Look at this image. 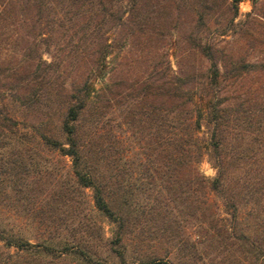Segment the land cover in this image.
<instances>
[{
    "label": "trees",
    "instance_id": "trees-1",
    "mask_svg": "<svg viewBox=\"0 0 264 264\" xmlns=\"http://www.w3.org/2000/svg\"><path fill=\"white\" fill-rule=\"evenodd\" d=\"M57 1H66L68 5L58 25H63L70 8L66 21L74 27V32H81L84 38L87 34V45L83 46L91 47L88 53L91 67L86 76L65 93L64 117L59 128L64 139L40 134L38 140L42 146L68 156L76 182L91 188L93 205L115 228L111 237L103 240L108 255L116 256L115 264H167L155 255L141 253L137 245L128 250L124 241V229L134 225L130 224L131 214L144 213L143 206L134 198V191L150 190L149 187L141 188L130 180L122 182L113 170L105 174L98 169V153L102 150L86 145V141L95 137L99 121L105 115V102L114 97L108 87L107 57L117 40L106 33L110 29L111 33L116 29L124 31V40L118 42L117 47H120L126 37L145 31L148 0ZM152 1L150 6L165 0ZM171 1L176 6L192 5L191 0ZM196 1L199 8L195 11L193 27L197 32H188L184 40L206 60L205 69L167 78L158 73L135 85L134 106L125 109L124 116L137 121L139 117H133L136 110L145 119L147 130L139 131L144 139L140 144L141 152L138 156L136 152L130 156V151L118 155V150L117 156H105L103 160L120 161L121 164L138 161L145 175L162 182L163 189L183 213L185 224L194 220L195 228L218 232L220 237L215 240L216 245L240 242L249 264H264V9L261 0H250L251 10L242 20L235 21L241 0H220L228 17L223 23L212 21L217 25L210 31L208 20L215 13L218 2ZM234 34L247 40V49L257 53L255 58H247L246 54L220 44L225 41L224 36ZM248 74L261 75L262 79L244 88L239 81ZM95 80H101L98 88L94 87ZM162 94L166 96L167 105L160 102L144 105L148 95ZM83 110L89 115V125L85 128V156L78 124ZM125 123L132 125L127 120ZM204 155L214 169L211 178L198 169ZM18 172L11 174L15 176ZM20 185L14 182L9 186L13 191V203L18 200L16 194L21 190ZM210 193L219 204L210 199ZM170 222L168 218L160 220L159 228H166ZM0 242L4 249H13V252L0 250V264H58L66 255H77L76 264H102L96 251L86 243L58 242L56 244L61 246L55 248L51 231L46 238L30 242L0 222ZM127 251H131L135 261L126 262ZM177 261L175 264H194L187 260Z\"/></svg>",
    "mask_w": 264,
    "mask_h": 264
},
{
    "label": "rangeland",
    "instance_id": "rangeland-1",
    "mask_svg": "<svg viewBox=\"0 0 264 264\" xmlns=\"http://www.w3.org/2000/svg\"><path fill=\"white\" fill-rule=\"evenodd\" d=\"M150 1L146 7L149 17L145 31L126 37L120 47H117L118 42L124 40L125 32L116 29L111 33L110 29L106 33L117 40L107 57L108 87L114 97L105 102V115L99 121L95 137L86 141V145L102 150L98 153L99 170L105 174L113 170L120 181L130 180L141 188L150 189L134 191V198L143 206L144 213L135 215L133 212L130 224L134 225L124 229L128 250L137 245L141 253L155 255L167 264H175L177 260L194 264H249L240 242L216 245L218 232L195 228L194 220L185 224L183 213L163 189L162 182L145 175L138 161L121 164L114 159L113 162L103 160L105 156H117L118 150V155L130 151V156L133 152L138 156L141 152L140 144L144 139L139 131L147 130L145 119L136 110L133 117H139L137 121L124 116L125 109L134 106L135 85L158 73L164 78L199 73L207 65L184 40L188 32H197L193 26L199 3L191 0L190 7L176 6L171 0H165L150 6ZM217 2L215 13L208 20L210 31L217 25L212 21L223 23L228 17L222 1ZM261 3L264 9V0ZM66 7V1L58 3L57 0H0V222L30 242L46 238L51 231L54 244L86 243L96 251L102 264H115L116 256L108 255L103 246L104 238L111 237L115 228L93 205L91 188L76 182L68 156L42 146L38 140L40 134L64 139L59 128L64 117L65 93L78 84L91 67L88 55L91 47L83 46L87 45V34L84 38L81 32H74V27L66 21L70 8L63 25H58ZM250 10L251 1L241 0L235 21L242 20ZM223 38L227 42L220 41L221 45L246 54L247 58H255L257 53L247 49L244 37L234 34ZM261 79V75L248 74L239 85L246 88ZM100 84L101 80L94 81V87ZM144 101L147 106L155 102L163 106L168 103L163 94L148 95ZM88 121L89 115L83 110L78 124L84 156ZM198 169L208 178L214 175L206 155ZM12 171L20 172L14 176ZM14 182L21 183L16 203L11 202L13 191L9 187ZM209 195L219 204L212 193ZM163 217L171 222L169 226L166 223V228H159L160 220H165ZM2 244L0 242V250L13 252L12 248L4 249ZM59 244L55 248L61 246ZM130 252L125 255L126 262L134 260ZM78 260L77 255H66L58 264H76Z\"/></svg>",
    "mask_w": 264,
    "mask_h": 264
}]
</instances>
